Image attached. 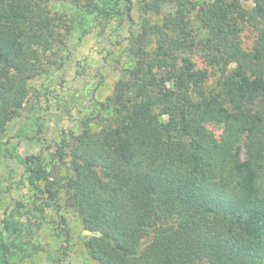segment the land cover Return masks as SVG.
<instances>
[{"label": "trees", "instance_id": "1", "mask_svg": "<svg viewBox=\"0 0 264 264\" xmlns=\"http://www.w3.org/2000/svg\"><path fill=\"white\" fill-rule=\"evenodd\" d=\"M140 11L124 76L103 101L92 88L78 133L19 158L26 181L63 249L73 209L96 264H264V0H140ZM125 20L132 0H0V135L74 30ZM22 206L2 218L0 264L39 248L22 235L32 226L12 234L31 221Z\"/></svg>", "mask_w": 264, "mask_h": 264}, {"label": "rangeland", "instance_id": "2", "mask_svg": "<svg viewBox=\"0 0 264 264\" xmlns=\"http://www.w3.org/2000/svg\"><path fill=\"white\" fill-rule=\"evenodd\" d=\"M242 2L249 6V0ZM169 8L168 5L163 6L164 11ZM140 14V0H132V25L125 20L120 27H107L103 31L99 25L81 36L79 31L74 30L65 41L63 50L50 59V66L46 64L48 73L37 75L29 81L32 94L30 92L23 108L0 135V142H4L0 150V189H4L1 194L0 225L4 214H8L16 201L21 202L22 211L32 218L29 223L23 217L20 222L16 220L12 234L20 232L21 227L27 224L32 227L22 233L23 238L30 236L39 242L37 251L23 254L20 264H96L86 254L83 245V238L91 232L67 206L62 212L67 220L70 244L64 248L69 252L68 257L63 254L61 238L56 230V216L50 209H43L41 202L44 193L39 187L32 190L19 158L28 153H37L39 149H51L67 128L78 133L81 114L90 112L93 105L92 88L95 96L102 101L112 93L115 81L124 76V66L128 60L125 51L129 45L128 34L130 30H138ZM241 39L243 47L249 49L253 32L245 29ZM42 58L45 60L46 56ZM193 59L196 66L204 65L199 57L193 56ZM208 128L215 135L221 131L220 127L213 125ZM58 203L63 204V200L59 198Z\"/></svg>", "mask_w": 264, "mask_h": 264}]
</instances>
